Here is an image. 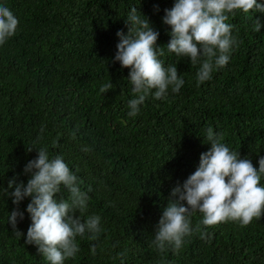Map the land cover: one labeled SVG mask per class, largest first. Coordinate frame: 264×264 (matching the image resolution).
<instances>
[{
	"label": "trees",
	"instance_id": "obj_1",
	"mask_svg": "<svg viewBox=\"0 0 264 264\" xmlns=\"http://www.w3.org/2000/svg\"><path fill=\"white\" fill-rule=\"evenodd\" d=\"M174 3L0 0L19 21L0 45V264H49L26 243L30 198L19 205L23 236L17 238L8 224L16 205L4 194L13 177L27 184L24 168L41 147L50 158H64L83 180V191L91 186L82 219L101 217L98 238L77 237L80 251L64 264H264V213L247 226L228 220L207 227V238L186 236L179 250L166 245L161 252L152 244L172 189L196 171L211 147L207 127L223 133L222 142L257 170L264 156V13L228 14L238 46L229 63L199 86L200 65L165 49L159 59L165 67L177 66L184 85L179 93L169 87L161 100L149 95L135 117L128 115L134 97L130 69L114 62L117 33L127 35L125 20L137 7L160 33L158 45L166 46L172 29L163 23L164 10ZM255 19L260 32L253 30ZM107 82L113 88L101 93ZM61 188L56 198L67 199ZM202 219L198 211L191 216L193 226Z\"/></svg>",
	"mask_w": 264,
	"mask_h": 264
},
{
	"label": "clouds",
	"instance_id": "obj_2",
	"mask_svg": "<svg viewBox=\"0 0 264 264\" xmlns=\"http://www.w3.org/2000/svg\"><path fill=\"white\" fill-rule=\"evenodd\" d=\"M240 10L246 14L264 13V3L258 0H175L171 9L164 10L163 17V23L172 29L170 40L166 46H159L160 33L149 18L137 7H132L125 20L127 35L123 31L117 33L119 43L114 58L122 68L130 69L128 81L134 98L128 101V115L135 117L149 95L161 100L166 98L169 87L173 93H179L184 85L177 66L165 67L159 59L165 55V49L190 58L193 66L200 65L196 73L197 86L210 80L214 69L226 66L231 49L238 46L237 38L232 35L234 25L226 21L228 14ZM18 24L13 12L0 5V45L16 33ZM261 27L260 21L255 19L253 30L260 32ZM112 88L113 83L107 82L100 92L106 93ZM205 138L210 149L201 154L196 171L183 184L178 183L172 189L156 226L152 244L161 252L166 245L179 250L184 237L193 233L207 238L209 233L204 230L207 227L228 220L247 226L264 213V186H261L264 156L259 158L257 170L250 159H242L240 153L222 142L223 133L207 127ZM33 149L27 148L28 152ZM35 150L38 156L24 168V174L30 176L27 184L17 183L19 177H13L8 181V189L4 190L16 205L9 212L8 224L17 238L23 236L17 227L18 220L24 219L19 205L25 198H30L26 211L31 224L26 243L35 245L49 264H64L65 259L74 258L80 251L77 237L83 238L87 233L90 240L98 238L101 217L93 214L82 219L92 188L81 189L83 180L70 170L64 158L61 155L50 158L47 147ZM82 150L87 152L90 149ZM61 186L69 193L67 199L63 196L56 198L62 192ZM197 211L203 219L193 226L191 216ZM91 252L96 255L95 245ZM118 255L122 257L124 254Z\"/></svg>",
	"mask_w": 264,
	"mask_h": 264
}]
</instances>
